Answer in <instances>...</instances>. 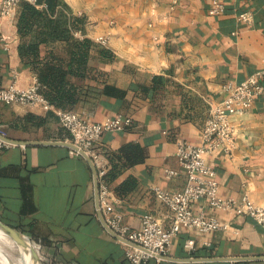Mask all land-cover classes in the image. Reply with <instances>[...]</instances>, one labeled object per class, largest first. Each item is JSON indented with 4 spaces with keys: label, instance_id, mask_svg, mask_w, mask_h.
<instances>
[{
    "label": "crops",
    "instance_id": "obj_1",
    "mask_svg": "<svg viewBox=\"0 0 264 264\" xmlns=\"http://www.w3.org/2000/svg\"><path fill=\"white\" fill-rule=\"evenodd\" d=\"M64 2L76 18L84 19L74 36L95 43L106 39L102 46L116 57L112 63L90 62L98 80L89 76L81 83L84 94L68 111L97 123L116 115L133 119L134 128L107 133L100 140L98 151L115 176L106 183L124 224L137 230L142 217L152 214L169 228L172 212L155 191L185 189L186 171L176 157L178 141L200 145L210 105L224 98V86L239 84L263 68L264 0ZM215 3L224 12L210 16ZM245 12L253 15L251 24L239 21ZM20 43L15 18L0 16V88L16 84L27 89L37 82L20 58ZM56 51L65 55L61 45ZM153 77L161 79L154 87ZM105 86L110 87L107 94ZM56 111L0 102V127L11 141L70 143ZM231 120L236 132L231 154L219 149L211 157L220 193L237 200L247 195L264 208V94L250 113ZM128 144L144 152V159L131 166L119 160ZM169 171L176 175L168 177ZM129 177L133 185L118 196L116 189ZM208 215L227 229L199 234L182 228L168 260L147 264H264L263 225L233 213L208 210ZM0 222L25 236L36 264L41 258L34 242L52 264H130L126 246L97 214L89 163L67 147L13 145L0 150ZM190 240L191 251L186 248Z\"/></svg>",
    "mask_w": 264,
    "mask_h": 264
},
{
    "label": "built area",
    "instance_id": "obj_2",
    "mask_svg": "<svg viewBox=\"0 0 264 264\" xmlns=\"http://www.w3.org/2000/svg\"><path fill=\"white\" fill-rule=\"evenodd\" d=\"M38 0H1L0 16L15 18L19 3L35 5ZM224 12V6L215 3L210 16ZM239 21L251 24L253 15L245 12L239 15ZM106 45V39H98ZM225 96L216 104L210 105L209 117L202 132L200 145L178 141L176 157L186 171L187 184L183 191L168 193L156 190L155 195L172 212V224L165 228L160 220L152 214L141 219L137 230L124 224L123 215L116 210L112 193L107 183L108 163L98 151L102 137L107 133H121L135 127L131 117L116 115L103 122H90L70 111H56L62 127L70 134L71 141L78 150L70 154L81 157L84 152L93 162L99 182V211L106 226L118 237L117 241L126 246V258L130 264H147L150 260L158 262L168 258L173 238L180 229H191L199 234L216 233L227 229V225L208 215V210L233 213L236 216H249L264 226V208L257 207L245 195L241 200L224 198L220 193L217 171L211 164L213 153L222 149L228 155L235 145V126L231 120L236 115H247L257 99L264 94V66L245 81L237 84L229 82L224 86ZM0 102L6 105H30L41 107L45 111H54L48 101L40 94L39 84L35 82L27 89H20L16 84L0 88ZM0 136L5 133L0 127ZM0 138V150L12 147ZM176 175L169 171L168 177ZM188 250L194 249V241L186 244Z\"/></svg>",
    "mask_w": 264,
    "mask_h": 264
},
{
    "label": "trees",
    "instance_id": "obj_3",
    "mask_svg": "<svg viewBox=\"0 0 264 264\" xmlns=\"http://www.w3.org/2000/svg\"><path fill=\"white\" fill-rule=\"evenodd\" d=\"M15 21L21 40L20 58L36 77L40 94L60 111H68L76 99L82 97L84 87L81 83L89 76L90 80H98V71L94 73L90 62L112 63L116 59L102 45L74 36L82 29L84 19L76 18L64 0H38L35 5L21 2ZM59 45L65 55L56 51ZM159 82V77H153V87ZM109 88L105 86L103 93H109ZM119 156V160L125 159V163L131 166L144 159V152L138 145L128 144L121 149ZM109 176L111 179L115 177L108 171L106 182ZM133 182L129 177L116 189V194L126 193Z\"/></svg>",
    "mask_w": 264,
    "mask_h": 264
},
{
    "label": "water",
    "instance_id": "obj_4",
    "mask_svg": "<svg viewBox=\"0 0 264 264\" xmlns=\"http://www.w3.org/2000/svg\"><path fill=\"white\" fill-rule=\"evenodd\" d=\"M0 138L8 143L14 144V145H22V146H29V145H47V146H63L67 147L71 150H78L73 144L71 143H66V142H40V143H22V142H16V141H11L7 139L6 137L0 136ZM81 157L84 158L90 165L93 175H94V184H95V191H96V204H97V214L99 218L101 219L102 223L105 225L109 233L115 238L118 239V237L106 226L104 219L101 215V212L99 211V182H98V174L97 170L92 162V160L82 151L79 152ZM0 230L7 234L14 242H16L19 246H22L24 249L29 250V243L27 242L25 236L15 230L14 228L5 225L4 223L0 222ZM34 251L32 252V257L34 258ZM168 260V258L166 259ZM221 259H202V261L205 262H214L218 261ZM237 260V259H234Z\"/></svg>",
    "mask_w": 264,
    "mask_h": 264
},
{
    "label": "rangeland",
    "instance_id": "obj_5",
    "mask_svg": "<svg viewBox=\"0 0 264 264\" xmlns=\"http://www.w3.org/2000/svg\"><path fill=\"white\" fill-rule=\"evenodd\" d=\"M34 245L39 250L41 264H52L50 260H46L45 249L36 242H34ZM0 252V264H7L4 258L8 260L9 264H24L18 244L2 232H0Z\"/></svg>",
    "mask_w": 264,
    "mask_h": 264
},
{
    "label": "bare ground",
    "instance_id": "obj_6",
    "mask_svg": "<svg viewBox=\"0 0 264 264\" xmlns=\"http://www.w3.org/2000/svg\"><path fill=\"white\" fill-rule=\"evenodd\" d=\"M0 232H2V231L0 230ZM2 233H4V232H2ZM18 248H19V251L21 253L24 264H34V258L32 257V249H31L30 245H29V250L24 249L22 246H19V245H18ZM0 255H1V252H0ZM4 260L6 261L7 264H9L8 260H6L5 258H4Z\"/></svg>",
    "mask_w": 264,
    "mask_h": 264
}]
</instances>
